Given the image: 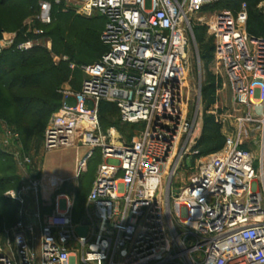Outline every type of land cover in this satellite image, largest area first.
I'll list each match as a JSON object with an SVG mask.
<instances>
[{"label": "built area", "instance_id": "built-area-1", "mask_svg": "<svg viewBox=\"0 0 264 264\" xmlns=\"http://www.w3.org/2000/svg\"><path fill=\"white\" fill-rule=\"evenodd\" d=\"M55 1H39L43 24L50 23ZM219 1L82 2L83 14L104 17L106 50L82 67L79 90L65 94L73 102L48 118L43 148L84 146L76 176L99 149L102 160L86 200L87 233L77 234L81 222L66 203L39 223L38 252L21 222L12 236L6 232L0 264H264V37L248 35L245 2L236 12L215 11L209 23L231 84L235 130L184 186L164 178V165L191 126L181 107L189 17ZM31 46L26 41L16 48ZM99 101L113 103L122 122L143 124L135 140L118 142L113 128L101 133ZM31 185L36 192L38 183ZM7 193L22 202L20 191Z\"/></svg>", "mask_w": 264, "mask_h": 264}, {"label": "rangeland", "instance_id": "rangeland-1", "mask_svg": "<svg viewBox=\"0 0 264 264\" xmlns=\"http://www.w3.org/2000/svg\"><path fill=\"white\" fill-rule=\"evenodd\" d=\"M39 1L0 0V28L3 29L0 35V170L6 164L32 166L41 162L44 154L45 171L59 176L71 175L76 158L85 154L86 148L74 145L45 151L42 133L35 130L26 137L25 129L33 126L34 108L43 101L53 111L63 103L73 102L71 97L65 99V94L79 90L84 76L82 67L95 59L94 46L101 47L99 36L103 19L95 11L90 15L83 14L80 6L84 0H58L53 2L50 23L43 24L39 19ZM244 1L248 35L264 37V0L255 5L253 0ZM146 7H149L148 1ZM218 8L221 7L207 8L189 17L188 68L181 107L191 126L186 135H180L170 161L164 165V178L166 182L171 181L173 187L184 186L199 163L217 152L225 137L235 130L236 111L231 84L215 55V38L209 30V23ZM3 36H10L13 43L7 44ZM26 41L32 44L27 52L16 48L18 43ZM16 96L31 98V102L23 108L14 102ZM96 108L101 133L107 134L113 128L118 142L129 144L135 140L142 123L122 122L117 107L108 101H99ZM101 160L96 150L86 160L77 182L83 173L87 174V166L94 167L91 173L94 175ZM31 177L29 202L36 206L31 182L38 181L36 175ZM12 187L7 190L0 187V242L6 232L13 235L15 228L7 229L14 225L21 205L19 200L9 197L7 192L15 191ZM85 193L86 190L77 195L75 202L84 206ZM38 232L36 228L33 236H29V241L33 240L37 245L35 252H38Z\"/></svg>", "mask_w": 264, "mask_h": 264}, {"label": "crops", "instance_id": "crops-1", "mask_svg": "<svg viewBox=\"0 0 264 264\" xmlns=\"http://www.w3.org/2000/svg\"><path fill=\"white\" fill-rule=\"evenodd\" d=\"M43 156L41 158V162L34 163L32 166L14 167V174L17 176V185L14 189L15 191H20L22 202H20L21 205L15 217L14 225L7 230H14L16 224L21 222L27 232L28 238H30L29 236H31V234L33 236L34 229H39V223L46 222L55 210L63 212L67 207L66 203H69V212L72 215V219H74L76 223L81 222V218L85 215L87 208L86 201L82 210L75 206V198L77 196L78 187L76 165L80 158H76L71 175L65 174L63 176H59L54 172H47L44 170ZM32 175H36V180L38 181V188L35 192L36 206H34V204L30 205L29 202V199L32 196L30 192L29 179H32ZM88 187L89 189L86 193V200L91 188V183ZM7 233L9 234L10 232ZM36 246L35 242L31 240V249L36 250Z\"/></svg>", "mask_w": 264, "mask_h": 264}, {"label": "trees", "instance_id": "trees-1", "mask_svg": "<svg viewBox=\"0 0 264 264\" xmlns=\"http://www.w3.org/2000/svg\"><path fill=\"white\" fill-rule=\"evenodd\" d=\"M260 1L261 0H253V4L255 5L258 2H260ZM242 2H245V1L244 0H221V1L215 2L213 4L205 5L202 8L201 11H203V10H205L207 8H213V7H219L220 6L221 8H218L219 10L230 9L233 12H236L237 10H239L240 5H241ZM51 4L53 5L54 3L52 2ZM52 5H51V14H52ZM218 9H217V11H219ZM101 17L103 19V26H102V29H103L104 28L105 19H104L103 16H101ZM102 29H101V31H102ZM2 31H3V29L0 28V35H1ZM99 41H100L101 47H98V45H96V44L94 46V48L96 50L95 59L92 60L91 62L87 63V64H90V63H93L94 61H96L100 57V55L106 50V47L101 42L100 36H99ZM23 52H27V51H23ZM52 97L53 98L55 97V99H59V96L53 95ZM14 102L18 106H22L23 108H25L31 102V98L16 96L14 98ZM57 109H55L54 111H56ZM54 111H53L52 107H48L47 106L46 101H43L40 106H37V108H34L35 121H34V124H33L32 127L25 129L26 137H29L33 133V131H35V130L41 132L42 136H43V131H44L45 125H46V123L48 121V118L50 117V115ZM46 117H47V119H46ZM99 122H100V118H99ZM223 143H224V141H223ZM96 150L99 151V149H95L93 151L92 155L88 159H90L94 155V152ZM99 154H100V151H99ZM96 170H97V168L95 169L94 175H91V173H93V171H94V167L93 166H87V174L83 173L80 176V179L78 181V187H77V195L78 196L82 195V192L85 191V190H86V193H87V191L89 189L88 185L90 183L92 185V182H93L95 174H96ZM91 176H92V179H90ZM16 182H17V176L14 174V166H11L10 164H6L5 166H3L2 169L0 170V187L2 188V190H5V189L7 190L8 188H10L12 186L16 187V185H17ZM86 193H85V196H84L85 197V201H86ZM75 206L78 207L80 210H82V208H83V205H80L79 203H76V202H75ZM83 217L84 216H82V218ZM82 218H81V220H82Z\"/></svg>", "mask_w": 264, "mask_h": 264}, {"label": "water", "instance_id": "water-1", "mask_svg": "<svg viewBox=\"0 0 264 264\" xmlns=\"http://www.w3.org/2000/svg\"><path fill=\"white\" fill-rule=\"evenodd\" d=\"M87 219L85 217L81 220V225L76 228V232L79 236H85L87 233Z\"/></svg>", "mask_w": 264, "mask_h": 264}, {"label": "bare ground", "instance_id": "bare-ground-1", "mask_svg": "<svg viewBox=\"0 0 264 264\" xmlns=\"http://www.w3.org/2000/svg\"><path fill=\"white\" fill-rule=\"evenodd\" d=\"M86 151V150H85ZM82 152H83V150H82ZM84 154V153H83ZM81 158V157H80Z\"/></svg>", "mask_w": 264, "mask_h": 264}]
</instances>
